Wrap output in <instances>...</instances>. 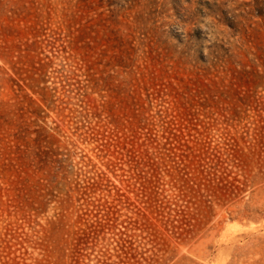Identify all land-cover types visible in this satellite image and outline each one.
<instances>
[{
	"label": "rangeland",
	"instance_id": "1",
	"mask_svg": "<svg viewBox=\"0 0 264 264\" xmlns=\"http://www.w3.org/2000/svg\"><path fill=\"white\" fill-rule=\"evenodd\" d=\"M0 264H264V0H0Z\"/></svg>",
	"mask_w": 264,
	"mask_h": 264
},
{
	"label": "trees",
	"instance_id": "2",
	"mask_svg": "<svg viewBox=\"0 0 264 264\" xmlns=\"http://www.w3.org/2000/svg\"><path fill=\"white\" fill-rule=\"evenodd\" d=\"M172 137L174 140L181 139V136L176 133H172ZM182 156L185 157V154ZM191 164L195 165L194 168L198 174L189 177L188 173H183L188 176L185 185L193 197L205 206H212V203L220 200L234 201L244 193V183L238 174H235L234 166L229 164L216 148L204 146L198 154L193 156ZM179 198L180 196L174 203L177 218L174 220L180 222L182 226H189L193 215L189 212V206L178 205ZM189 230L190 228L186 229V231Z\"/></svg>",
	"mask_w": 264,
	"mask_h": 264
}]
</instances>
